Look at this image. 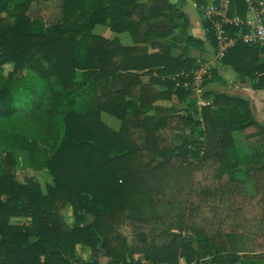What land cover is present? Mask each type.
<instances>
[{
	"label": "trees",
	"instance_id": "16d2710c",
	"mask_svg": "<svg viewBox=\"0 0 264 264\" xmlns=\"http://www.w3.org/2000/svg\"><path fill=\"white\" fill-rule=\"evenodd\" d=\"M48 1L0 0V264H264V149L240 157L233 137L262 144L264 126L251 97L205 89L198 107L182 86L207 60L191 54L204 41L184 10L62 0L48 22L31 13ZM192 1L216 51L203 8L244 20L259 0ZM223 26L236 39L220 62L264 90V49L237 38L245 26ZM213 82L228 86L215 67L201 84ZM174 97L180 109L156 103Z\"/></svg>",
	"mask_w": 264,
	"mask_h": 264
},
{
	"label": "rangeland",
	"instance_id": "374dc122",
	"mask_svg": "<svg viewBox=\"0 0 264 264\" xmlns=\"http://www.w3.org/2000/svg\"><path fill=\"white\" fill-rule=\"evenodd\" d=\"M171 1L176 3L179 7H181L182 10H185L187 12V14L191 20V23H189V26H188V32L191 33L192 35L196 36V37L199 35L203 38L204 43L202 45H199L198 47L191 49V54L194 55L195 57L207 59L201 65V68H202L201 70H204V69L209 70V68H211V67H215V69L217 67V69H219L218 67H221L222 63L220 62V58H218L216 56L217 49H216V51L212 50L208 41L205 39V35H204L205 31L201 27L200 15L198 14V12L196 10L195 5L189 0H185V1L183 0L184 3H182V2L180 3L179 2L180 0H171ZM61 2H62V0H50V1L45 2V3H38V4L33 3L32 7H31V13L34 15H37L43 21H48V22L55 21L59 18V15H60ZM247 15H248V10L246 12L245 17H247ZM235 16H237V15H235ZM94 33L102 35L108 39L118 38L120 40V42L124 45H130L132 43L131 37L127 32L115 33L113 31H111L105 25H96L94 28ZM182 51L183 50L181 47L172 48V54L173 55H177L179 53H182ZM3 67H4V73H5L7 70L10 69L11 65L6 64ZM230 68L225 67L224 68L225 72L223 71V73H224L223 77L228 81L227 82L228 86H223L221 83L213 82V83L207 84L204 87V90L205 89H212L215 91L229 90L232 92L240 93L244 97H251L254 100L253 114L256 118V114L259 113L258 111L264 110V104H263L264 91H258V92L252 91L251 88L249 87L250 81H248L247 79L244 81L239 79L238 76L236 75V73L234 71H232L233 70L232 68H231L232 69L231 70V73H232L231 76L228 75L227 71L230 70ZM157 88L161 89V90L164 89V87H162V86H158ZM175 100H176L175 97H174V100H171V101L165 100V99H159L158 101H156V103L161 104V105H166V106H173L176 109H180L181 105L176 103ZM195 100L197 102L198 98L195 97ZM101 119L111 129L117 130L119 128L120 121L118 119H116L115 117H113L112 115L105 113V112H102L101 113ZM233 137H234L235 144H236V147H237V150H238L240 157L244 156V155H248L249 153H253V152L260 151V150L264 149V143L257 144V145L247 144L246 141L243 139V132L242 131H239V130L235 131L233 133ZM173 140H175V139H173ZM34 174H35V177L40 182L43 189H44L45 185L47 183H50V181H51L50 175L47 171H42V170L36 171V172H34ZM14 220L16 222L18 221V219H14ZM80 252H81L82 257L85 259L90 257V255H91L90 250L88 248H84ZM101 260H105V259L103 258ZM179 264H181L180 259H179ZM182 264H185V262Z\"/></svg>",
	"mask_w": 264,
	"mask_h": 264
},
{
	"label": "built area",
	"instance_id": "2783aa9c",
	"mask_svg": "<svg viewBox=\"0 0 264 264\" xmlns=\"http://www.w3.org/2000/svg\"><path fill=\"white\" fill-rule=\"evenodd\" d=\"M203 14L212 23L217 42L216 56L218 58L223 55L225 49L231 46L236 39L225 33L223 24L234 23L237 26H245L246 31L244 33L239 32L237 38L239 37L246 43L258 45L264 49V0H259L257 6H254L248 1V15L244 20H241L237 16L228 18L222 9L215 7L211 3L203 8ZM201 69L197 70V73L194 72L192 82L185 81L182 84L183 87H190L194 96L198 98L196 102L198 107L208 103L207 99L203 96L204 88L201 84L203 75L207 73V70L204 68V70ZM184 75L186 76V74Z\"/></svg>",
	"mask_w": 264,
	"mask_h": 264
},
{
	"label": "crops",
	"instance_id": "0c3cea01",
	"mask_svg": "<svg viewBox=\"0 0 264 264\" xmlns=\"http://www.w3.org/2000/svg\"><path fill=\"white\" fill-rule=\"evenodd\" d=\"M185 1V0H184ZM189 1H191L192 3H193V1L192 0H189ZM194 4V3H193ZM195 5V4H194ZM185 7V6H184ZM195 8H196V6H195ZM197 10V9H196ZM184 12L187 14V12L184 10ZM198 12V11H197ZM199 14V13H198ZM187 16H188V14H187ZM188 18H189V16H188ZM189 23H191V20H190V18H189ZM198 38H200V39H203L201 36H197ZM225 67H229V66H227V65H224V64H222V66L221 67H218L219 69H217V67H216V71H217V74L221 77V78H223L226 82H228L224 77H223V71L225 72V70H224V68ZM230 68V67H229ZM231 68H230V70H228L227 72H228V75H230L231 76ZM233 71V70H232ZM250 84V83H249ZM249 87H250V85H249ZM251 88V87H250ZM251 90L252 91H264V90H253L252 88H251ZM259 113L258 114H256V120L261 124V125H263L264 126V110H259L258 111ZM180 263L182 264V263H184V259L183 258H180Z\"/></svg>",
	"mask_w": 264,
	"mask_h": 264
}]
</instances>
